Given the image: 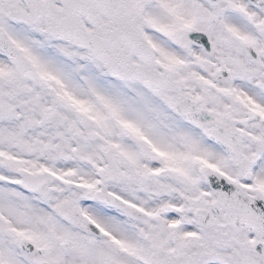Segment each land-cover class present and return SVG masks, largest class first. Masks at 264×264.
Here are the masks:
<instances>
[{"label":"snow or ice","instance_id":"6c2138e0","mask_svg":"<svg viewBox=\"0 0 264 264\" xmlns=\"http://www.w3.org/2000/svg\"><path fill=\"white\" fill-rule=\"evenodd\" d=\"M0 264H264V0H0Z\"/></svg>","mask_w":264,"mask_h":264}]
</instances>
